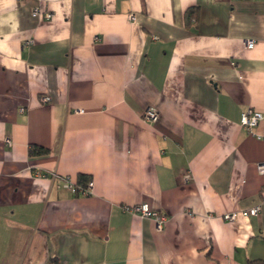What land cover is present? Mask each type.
I'll list each match as a JSON object with an SVG mask.
<instances>
[{
	"label": "crops",
	"instance_id": "0c3cea01",
	"mask_svg": "<svg viewBox=\"0 0 264 264\" xmlns=\"http://www.w3.org/2000/svg\"><path fill=\"white\" fill-rule=\"evenodd\" d=\"M248 109L261 133L264 0H0V264H264Z\"/></svg>",
	"mask_w": 264,
	"mask_h": 264
},
{
	"label": "built area",
	"instance_id": "2783aa9c",
	"mask_svg": "<svg viewBox=\"0 0 264 264\" xmlns=\"http://www.w3.org/2000/svg\"><path fill=\"white\" fill-rule=\"evenodd\" d=\"M31 16L33 18H42L48 20L52 17L51 13H43L39 8H33L31 11ZM130 21H135V17L133 15H129ZM246 49H252L254 47L253 40H247L245 42ZM50 101V97L44 96L41 98L42 103H47ZM19 112L22 114L24 113V109L21 108ZM157 112L154 108L150 107L147 108L143 114V118L146 122L153 123L157 120ZM263 119V115L255 111L253 109H248L245 112L241 113L240 115V125L243 127L247 132L253 135L255 138L262 140L264 142V131L261 133H256L255 130L258 127L260 121ZM7 145H10V141L6 140ZM256 171L260 175H264V162H261L256 165ZM52 180H57L61 187L69 191L73 196H80L85 197L89 196L92 193L93 182L88 181L85 185H80L77 183H73L67 177H59L56 175L50 176ZM183 181L186 183L189 181L190 176L185 173L182 177ZM125 212L130 214L138 215L140 218L151 219L155 222L156 230L161 231L163 229V225L166 222V216L161 214L158 211L151 210L149 205L146 203L139 204L132 207H125ZM260 212V207L255 206L248 210L241 211V212H232L227 213L222 216V219L226 222H234L237 220L239 216L242 217H249V216H257Z\"/></svg>",
	"mask_w": 264,
	"mask_h": 264
},
{
	"label": "trees",
	"instance_id": "16d2710c",
	"mask_svg": "<svg viewBox=\"0 0 264 264\" xmlns=\"http://www.w3.org/2000/svg\"><path fill=\"white\" fill-rule=\"evenodd\" d=\"M190 20L192 19V17H190ZM28 156L29 157H45L49 154V150L42 148L40 146L37 145H29L28 146ZM43 176L47 177V174H42ZM89 178L83 176V175H78L77 176V184L80 185H85L88 182Z\"/></svg>",
	"mask_w": 264,
	"mask_h": 264
}]
</instances>
